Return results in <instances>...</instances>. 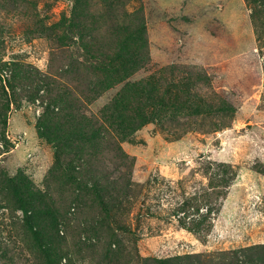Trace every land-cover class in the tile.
I'll return each instance as SVG.
<instances>
[{
    "label": "rangeland",
    "instance_id": "rangeland-1",
    "mask_svg": "<svg viewBox=\"0 0 264 264\" xmlns=\"http://www.w3.org/2000/svg\"><path fill=\"white\" fill-rule=\"evenodd\" d=\"M82 1L90 3V11L97 17L93 21L102 25V34L110 19L124 23L126 13L144 19L150 61L131 81L162 73L170 76L173 71L180 83L193 68L227 71L221 82L188 87L207 100V94L216 90L236 111L222 119L178 110L163 116L161 122L145 124L125 140L114 135L113 146L109 145L112 150L98 158L112 180L119 178V170L126 176L118 185L122 206L113 212L117 222L105 217L98 229L102 239L94 230L88 237L82 222L86 210L80 212L73 206L69 226L61 228L59 240L71 258L75 246H80L73 264H109L111 249L107 245L113 233L126 248V264L193 254L212 259L222 252L254 246H261L264 252V42L257 41L252 6L247 0ZM74 6V0H0V63L16 61L30 66L32 72L54 73L66 56L79 51L78 45L58 40L66 31L62 21L69 20ZM109 7L112 11L106 17ZM261 20L263 17L257 23ZM74 41L78 42L77 36ZM251 52L257 54L249 61ZM256 59L252 68L260 71L257 83L235 95L239 91L230 88L232 83L246 76ZM5 71L4 79L12 80L11 69ZM24 81L15 88L16 102L7 114L6 133L0 134V182L24 174L36 189L45 191L55 164L53 146L37 130L46 100L30 102L32 88ZM3 85L0 82V108L5 101ZM121 88L98 96L93 105L86 106L87 113L104 110L110 114ZM218 101L213 105L219 106ZM115 153L126 157L128 168L117 169L114 159L108 158ZM53 193L57 202H63L57 189ZM9 199L0 198L4 205L0 208V246L4 250H0V264H51L34 240L24 213ZM185 203L186 213L179 209ZM181 219L187 225L205 222L197 233ZM68 262L65 258L61 264ZM111 264L123 261L114 258Z\"/></svg>",
    "mask_w": 264,
    "mask_h": 264
},
{
    "label": "trees",
    "instance_id": "trees-1",
    "mask_svg": "<svg viewBox=\"0 0 264 264\" xmlns=\"http://www.w3.org/2000/svg\"><path fill=\"white\" fill-rule=\"evenodd\" d=\"M74 1L71 17L62 21L66 33L64 32L58 40L65 45H78L77 54H66L69 57H65V63H61L59 69L48 75L32 72L29 70L30 66L21 65L16 61L0 63V82L5 85L2 88L6 101H3L0 108V134L6 133L7 114L11 104L16 102L15 88L22 86L24 80L27 81H24L25 84L32 88L30 102L34 103L40 99L44 103L46 100L44 112L37 121V130L39 136L53 146L55 164L49 171L45 191L36 189L24 174H17L16 177L7 176L0 182V198L6 202L10 198L11 204H16L24 213V219L33 233L34 240L41 251L48 255L51 264H61L65 258L69 259L68 264L74 263L73 258L77 260L78 247L80 248L78 244L72 255L74 257L71 258L69 251L64 250L59 243L61 228L69 226V213L73 206L80 212L86 210L82 222L87 225H84L83 232L88 237L94 230L102 239L98 229L105 217H109L114 223L117 222L113 212L122 206V190L120 187L118 189V185L126 178L119 168H122V165L128 168L124 163L126 157H121L118 153L112 157L108 155V158L114 159L119 170L120 176L116 180L109 177L108 171L104 169L103 163L100 164L101 159L98 158L112 150L109 145L113 146L114 135L125 140L145 124L161 122L163 116L178 110H189L200 115L214 114L222 119L229 118L230 113L236 111L234 105L227 100H221L222 96L216 90L207 94V100L197 92L190 91L188 87L194 89L221 82L220 77L227 71L218 72L209 67L205 68L208 71L206 72L193 68L180 83L176 82L173 71L170 76L162 73L160 76L151 75L145 79L131 81L150 61L146 51L148 40L145 37L144 19L126 13L125 17L129 20L126 17L124 23H120L110 19L105 34H102V25L99 26L93 21L97 17L90 11V3ZM247 1L252 6V22L257 41L264 42V0ZM111 11L109 7L106 17L110 16ZM115 16L116 14L113 17ZM262 17L263 20L258 24L257 19ZM90 19L92 21L89 22ZM55 28L57 26L52 27V30L55 31ZM75 36L78 42L74 41ZM67 40H72V43ZM258 52L261 55V49ZM255 54L257 52L249 54V61ZM68 58L70 61H67ZM257 62L256 59L249 65L250 70L246 76L232 83L234 86L230 88L239 91L235 95L238 96L241 91L246 93L251 85L257 83L260 71L252 68ZM7 67L12 71V80L3 77ZM93 77L95 79H92ZM227 80L228 78L225 79ZM120 85L121 91L112 101L110 114L104 110L97 114L87 113L88 107L93 105L98 96ZM6 89L10 90V94ZM224 89L228 90L226 87ZM40 92H44V95L40 96ZM184 94L191 97H185ZM216 100L221 102L219 106L213 105ZM87 105L89 106L86 107ZM2 154L0 152V156ZM55 189L61 194L60 199L64 198L63 202L54 199ZM63 192L66 193L64 197ZM186 203L179 207L181 212L188 211L185 210ZM3 207L4 205L0 204V208ZM94 213L98 214L96 218L91 217ZM87 221L93 225L90 226ZM181 221L189 230L197 233L205 222L187 225L185 220ZM113 234L107 245L111 249L109 264L114 258L122 259L123 264H126V248L121 246ZM62 241L64 243L63 239ZM260 247L254 246L232 253L222 252L212 259L202 254L167 259L147 258L143 260V264H264V252ZM0 250L4 252L1 246Z\"/></svg>",
    "mask_w": 264,
    "mask_h": 264
}]
</instances>
